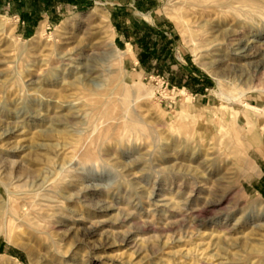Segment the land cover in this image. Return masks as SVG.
Masks as SVG:
<instances>
[{"label": "rangeland", "instance_id": "rangeland-1", "mask_svg": "<svg viewBox=\"0 0 264 264\" xmlns=\"http://www.w3.org/2000/svg\"><path fill=\"white\" fill-rule=\"evenodd\" d=\"M228 1L0 0V264H264V0Z\"/></svg>", "mask_w": 264, "mask_h": 264}, {"label": "bare ground", "instance_id": "bare-ground-1", "mask_svg": "<svg viewBox=\"0 0 264 264\" xmlns=\"http://www.w3.org/2000/svg\"><path fill=\"white\" fill-rule=\"evenodd\" d=\"M256 1L257 0H237V1H228L227 3H228V5L229 6H231L232 8H234V9H236V10H239L240 12L244 9V7H249V8H251L250 10H248L247 12H251V11H253L252 10V8L253 7H258V6H256V5H253L254 3H256ZM239 3V2H241V3H243V4H241V6H234V4L235 3ZM244 3H245V5L246 6H244ZM248 3V4H247ZM216 5H218V4H216ZM215 4H214V6H216ZM218 6H221L220 4L218 5ZM254 10H255V8H253ZM244 11V10H243ZM243 13V12H242ZM241 14V13H240ZM2 24V23H1ZM42 27V26H41ZM39 35H44V28H41V30H39ZM251 48V47H250ZM245 53V52H244ZM251 56V55H250ZM241 57H249V54L248 55H241ZM262 108H263V112H262V114L264 115V105L262 106ZM116 111V110H115ZM115 111H113V112H115ZM114 114V113H113ZM261 114V113H260ZM111 117H112V114H111ZM11 193V192H10ZM12 195V194H11ZM18 195V194H17ZM8 197H10V196H8ZM15 198V197H14ZM11 199V198H10ZM16 199H18V198H16ZM21 199V198H20ZM48 202V201H47ZM37 212V211H36ZM44 212V211H43ZM6 215V212H5V214H3V217ZM43 217H46L45 215H43ZM48 217V216H47ZM4 219V218H3ZM35 219V218H34ZM47 219V218H46ZM42 220H44V219H42ZM39 223V222H38ZM52 223V222H51ZM39 224H41V223H39ZM53 224V223H52ZM50 225V224H49ZM46 227V226H45ZM14 260H16V261H18L17 259H14ZM18 263L19 264H22L20 261H18Z\"/></svg>", "mask_w": 264, "mask_h": 264}, {"label": "crops", "instance_id": "crops-1", "mask_svg": "<svg viewBox=\"0 0 264 264\" xmlns=\"http://www.w3.org/2000/svg\"><path fill=\"white\" fill-rule=\"evenodd\" d=\"M259 189L264 193V180L262 181V184L260 185Z\"/></svg>", "mask_w": 264, "mask_h": 264}]
</instances>
